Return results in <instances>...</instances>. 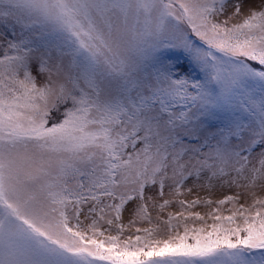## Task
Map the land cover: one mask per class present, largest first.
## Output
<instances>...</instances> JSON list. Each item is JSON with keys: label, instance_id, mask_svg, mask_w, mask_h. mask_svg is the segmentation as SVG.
<instances>
[{"label": "snow or ice", "instance_id": "1", "mask_svg": "<svg viewBox=\"0 0 264 264\" xmlns=\"http://www.w3.org/2000/svg\"><path fill=\"white\" fill-rule=\"evenodd\" d=\"M0 264H264V0H0Z\"/></svg>", "mask_w": 264, "mask_h": 264}, {"label": "rangeland", "instance_id": "2", "mask_svg": "<svg viewBox=\"0 0 264 264\" xmlns=\"http://www.w3.org/2000/svg\"><path fill=\"white\" fill-rule=\"evenodd\" d=\"M226 194H229V190H224V192L217 194V197H214V198H220L222 195H226ZM171 210L175 211V209H171ZM197 210L203 211V209H197ZM128 218H129V216H128V213L126 212L124 214L125 222L127 221ZM141 226L143 227V226H146V225H141Z\"/></svg>", "mask_w": 264, "mask_h": 264}]
</instances>
